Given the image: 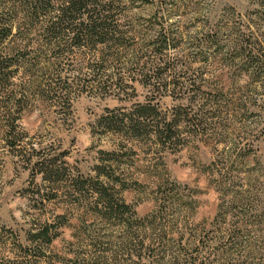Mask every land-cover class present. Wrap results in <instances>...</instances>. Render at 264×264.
I'll use <instances>...</instances> for the list:
<instances>
[{"label":"rangeland","instance_id":"rangeland-1","mask_svg":"<svg viewBox=\"0 0 264 264\" xmlns=\"http://www.w3.org/2000/svg\"><path fill=\"white\" fill-rule=\"evenodd\" d=\"M131 6L123 23L138 44L117 48L121 59L100 68L103 80L123 76L121 86L105 90L106 81L93 80L90 65L101 46L74 49L60 67L48 53L52 63L39 66H50V76L37 71L32 84L25 76L32 65L24 64L0 92V264H63L83 249L99 264H264V65L248 59L264 60V0H136ZM160 33L176 67L162 80L198 70L202 96L191 98L187 81L186 93H173V83L158 90L144 83L141 46ZM26 34L35 43L37 33ZM20 38H9L2 51L23 48ZM35 46L27 49L35 53ZM55 71L73 82L70 106L31 89L48 88ZM146 102L171 113L190 105L203 122L184 131L178 145L165 146L108 128ZM7 113L18 117L13 129ZM102 164L113 167L114 180L106 179L111 193L134 211L129 233L120 222L96 218V197L73 184L96 178ZM46 224L52 241L33 242L31 234Z\"/></svg>","mask_w":264,"mask_h":264},{"label":"trees","instance_id":"trees-1","mask_svg":"<svg viewBox=\"0 0 264 264\" xmlns=\"http://www.w3.org/2000/svg\"><path fill=\"white\" fill-rule=\"evenodd\" d=\"M0 0V92L2 93L8 85L14 80L19 69L27 64L32 65V68H26L25 76H27L32 83L35 80L37 71H42L43 74L50 76L51 67L40 68V64L46 60L50 62L49 54L55 57L58 61L57 67H60L64 59H68L70 53L74 49L89 50L101 49L98 62H92L90 65L93 71V80L98 81L99 84L107 82L103 85L105 90L108 87L121 86L119 82L123 80V76L116 81H111L113 78L102 79V72L100 68L106 66L111 59L120 60L121 56H116L113 51L117 48L124 47L129 42H136L128 36L126 31L131 27L130 23L124 24L123 21L129 18L130 13L133 12V6L136 0ZM15 31H19L14 33ZM26 32L37 33L35 43L27 38ZM21 37L24 47L17 48L15 51H2L4 43L11 37ZM142 35L137 36L141 37ZM40 38V39H39ZM133 40V41H129ZM141 46V54L138 62L139 72L143 75L145 84L152 85L157 90L167 88L169 83H173V93H186V90L193 88L194 93L191 98L199 97L202 94L200 85H196L197 79L201 73L196 70L195 75L190 77L188 72L180 71L177 79L174 81H163L162 75L168 71L175 70V63H169L168 53V38L161 33L155 38H149ZM151 44V46L148 45ZM30 45H36V52L29 50ZM52 45L51 51L48 52L46 46ZM41 46V47H40ZM104 46V48H103ZM33 47V46H32ZM96 53H94L95 55ZM251 55V54H250ZM251 63H255L258 67L264 65V60L261 62L260 55H251ZM97 63V64H95ZM47 72V73H46ZM60 73V71H55ZM58 74L49 81V87L41 89L40 85H36V90L42 96H47L52 99L61 100L66 105H71V97L73 82L70 83L68 78H61ZM190 83L186 85L185 82ZM34 84V83H32ZM123 88V87H122ZM185 88V89H184ZM30 89V90H31ZM190 92V91H189ZM182 95V93H179ZM199 95V96H198ZM203 95V94H202ZM201 95V96H202ZM2 95H0L1 97ZM14 100L10 97L7 103V108ZM17 101V102H16ZM17 107H21V99H16ZM14 103V101H13ZM172 112V111H171ZM170 111H163L160 106L152 105L151 102L139 103L131 108L128 112H123L120 121L108 125L109 129L119 130L125 132L131 138L137 140L148 141L151 138H156L163 146L171 144L178 145L183 139V132L195 126L202 124L203 120L198 115L192 113V108L179 107L174 109L173 113ZM8 122L11 129L17 125V115L7 113ZM119 119V117H118ZM198 121V122H197ZM186 123V129L182 128ZM14 144V142H11ZM112 165H96L97 177L89 178L81 177L78 183H73L77 190L88 193L90 196H95L97 201L93 204L92 213L96 218H102L110 223L120 222L128 233L134 226L136 221L132 207L128 205L121 198L111 193L112 187L107 183L106 179L114 180L110 175L108 169H112ZM102 177L105 179L103 180ZM76 184V185H75ZM81 196H86V195ZM156 219V217H154ZM51 228L49 224L41 227L38 231L31 234L33 242L52 241ZM85 237H91L94 243V236L92 232L85 229ZM130 236V234H129ZM126 238H129L126 236ZM92 243V244H93ZM94 246L97 249L98 243ZM63 264H99V260L93 257L91 253L83 249L78 251L71 259H66Z\"/></svg>","mask_w":264,"mask_h":264}]
</instances>
